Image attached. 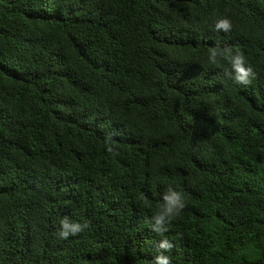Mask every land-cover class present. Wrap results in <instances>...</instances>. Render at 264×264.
<instances>
[{
    "label": "trees",
    "instance_id": "trees-1",
    "mask_svg": "<svg viewBox=\"0 0 264 264\" xmlns=\"http://www.w3.org/2000/svg\"><path fill=\"white\" fill-rule=\"evenodd\" d=\"M168 185L171 264H264V0H0V264H151Z\"/></svg>",
    "mask_w": 264,
    "mask_h": 264
},
{
    "label": "clouds",
    "instance_id": "clouds-1",
    "mask_svg": "<svg viewBox=\"0 0 264 264\" xmlns=\"http://www.w3.org/2000/svg\"><path fill=\"white\" fill-rule=\"evenodd\" d=\"M231 29L232 22L229 18L220 16L215 19L213 24L215 32L227 34ZM206 63L211 67H219L225 63L224 76L236 85H246L254 78L252 68L248 66L245 55L240 52L213 46L206 54ZM144 203L147 204V201ZM184 208V193L172 185L166 186L159 202L155 205V211L145 220L150 231L160 237L156 241L157 254L152 258L151 264H171L170 256L166 253L174 245L167 238L166 233L169 232L173 221L180 216ZM87 228L88 224L65 216L58 221L53 235L57 240L68 241L70 238L77 237Z\"/></svg>",
    "mask_w": 264,
    "mask_h": 264
}]
</instances>
